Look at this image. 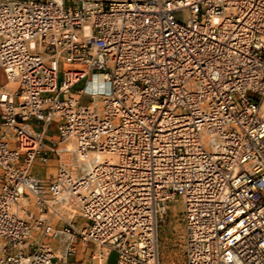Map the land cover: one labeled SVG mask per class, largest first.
I'll use <instances>...</instances> for the list:
<instances>
[{
  "label": "built area",
  "instance_id": "1",
  "mask_svg": "<svg viewBox=\"0 0 264 264\" xmlns=\"http://www.w3.org/2000/svg\"><path fill=\"white\" fill-rule=\"evenodd\" d=\"M0 69V264H264V0H2Z\"/></svg>",
  "mask_w": 264,
  "mask_h": 264
},
{
  "label": "rangeland",
  "instance_id": "2",
  "mask_svg": "<svg viewBox=\"0 0 264 264\" xmlns=\"http://www.w3.org/2000/svg\"><path fill=\"white\" fill-rule=\"evenodd\" d=\"M2 1V0H0ZM64 66H61L60 80H62V73L64 71ZM0 89L2 87H7L10 91H15L17 89V84L13 82H8L6 78V73L4 70L0 69ZM98 79H94L91 83L92 88L88 89L91 91L97 86ZM85 84L79 85L76 89L84 88ZM51 134L54 133V128L50 130ZM70 157V156H67ZM52 166L56 165V160L52 161ZM87 165V164H86ZM87 169V167H86ZM53 172V171H52ZM185 232L183 225V206L181 202H174L169 206L166 214L163 215L159 223V254H160V264H185ZM55 247H59L57 243L54 244ZM87 256L82 254L78 257H72L70 259L71 264L80 259H86ZM116 261V256L111 257L110 264H114Z\"/></svg>",
  "mask_w": 264,
  "mask_h": 264
},
{
  "label": "bare ground",
  "instance_id": "3",
  "mask_svg": "<svg viewBox=\"0 0 264 264\" xmlns=\"http://www.w3.org/2000/svg\"><path fill=\"white\" fill-rule=\"evenodd\" d=\"M96 79H98V78H96ZM92 86H93V84L90 82V83L88 84L87 91H88V89L92 88ZM73 150H74V149H73L72 146H68V148H67V151H68V152H72ZM98 157H100V156H98V155H93L92 157L89 158L88 162L86 163V164H87V165H86L87 169H89V167L92 166V165L95 163V161L97 160ZM86 167H85V168H86ZM87 169H86V170H87Z\"/></svg>",
  "mask_w": 264,
  "mask_h": 264
},
{
  "label": "crops",
  "instance_id": "4",
  "mask_svg": "<svg viewBox=\"0 0 264 264\" xmlns=\"http://www.w3.org/2000/svg\"><path fill=\"white\" fill-rule=\"evenodd\" d=\"M0 75H1V73H0Z\"/></svg>",
  "mask_w": 264,
  "mask_h": 264
}]
</instances>
